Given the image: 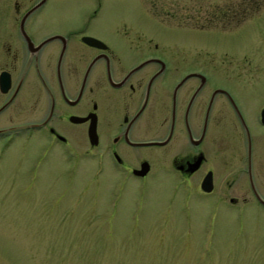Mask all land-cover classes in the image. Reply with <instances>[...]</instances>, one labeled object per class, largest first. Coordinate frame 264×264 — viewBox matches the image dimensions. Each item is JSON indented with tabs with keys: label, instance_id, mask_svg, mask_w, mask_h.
<instances>
[{
	"label": "flooded vegetation",
	"instance_id": "af4514ba",
	"mask_svg": "<svg viewBox=\"0 0 264 264\" xmlns=\"http://www.w3.org/2000/svg\"><path fill=\"white\" fill-rule=\"evenodd\" d=\"M97 2L72 21L50 0H0L3 148H66L123 183L149 178L160 158L185 198L209 197L214 212L264 211V65H217L209 54L188 63L147 19L99 17ZM177 11L164 21L183 23Z\"/></svg>",
	"mask_w": 264,
	"mask_h": 264
},
{
	"label": "rangeland",
	"instance_id": "374dc122",
	"mask_svg": "<svg viewBox=\"0 0 264 264\" xmlns=\"http://www.w3.org/2000/svg\"><path fill=\"white\" fill-rule=\"evenodd\" d=\"M101 1L99 17L147 19L153 36L179 47L188 63L209 54L217 65H264V0ZM50 3L72 21L100 7ZM162 5L187 19L167 24ZM30 144H0V264H264V211L227 212L221 203L214 212L209 197L185 198L160 158L149 178L123 183L100 177L71 150Z\"/></svg>",
	"mask_w": 264,
	"mask_h": 264
},
{
	"label": "water",
	"instance_id": "95a60500",
	"mask_svg": "<svg viewBox=\"0 0 264 264\" xmlns=\"http://www.w3.org/2000/svg\"><path fill=\"white\" fill-rule=\"evenodd\" d=\"M142 168H143L142 169L143 172H139V173H141L142 176H145L147 174V171H148L149 168L146 165H144ZM144 169H145V171H144ZM209 186H210V180L209 179H206L205 182L203 183V189L205 191L209 192L210 191Z\"/></svg>",
	"mask_w": 264,
	"mask_h": 264
}]
</instances>
